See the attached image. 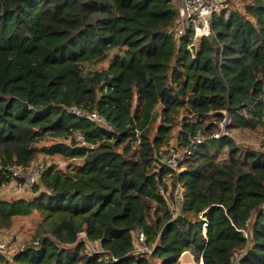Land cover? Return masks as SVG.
<instances>
[{
	"label": "trees",
	"instance_id": "16d2710c",
	"mask_svg": "<svg viewBox=\"0 0 264 264\" xmlns=\"http://www.w3.org/2000/svg\"><path fill=\"white\" fill-rule=\"evenodd\" d=\"M177 18L174 0H0V188L41 155L81 160L44 168L30 201L0 200V230L39 216L35 242L0 264H264V143L213 138L222 122L264 126V0L222 10L199 39L178 37ZM198 132L182 172L162 163Z\"/></svg>",
	"mask_w": 264,
	"mask_h": 264
},
{
	"label": "built area",
	"instance_id": "2783aa9c",
	"mask_svg": "<svg viewBox=\"0 0 264 264\" xmlns=\"http://www.w3.org/2000/svg\"><path fill=\"white\" fill-rule=\"evenodd\" d=\"M175 4L177 6V12H178V18L175 26V33L178 37L184 36L187 33H193L194 37L199 39L203 37H208L212 34V23L214 16L217 13H220L222 10L229 8V4L226 3L224 0H174ZM75 114L79 117H83L87 120H89L92 123H95L99 126L105 127V128H111V126L108 124L106 118L102 115H100L97 112H87L80 110L78 108H73ZM226 122L220 123L221 130L216 132L213 135V138L219 139L225 135H229L228 131L226 130L225 126ZM76 137H80L83 142H81V145H85V140L82 134H76ZM205 135L202 132H198L193 140L191 141L190 147L185 149L184 151H179L175 149H171L167 154L162 156V163L169 168L176 171V173H180L184 170V167L182 166V162L184 159L188 156H190L200 144H202L205 141ZM44 170L43 166L39 167H33L30 166L28 168L25 167H13L11 168V173L14 178L20 179L21 177H24L28 183L35 184L42 171ZM171 185H170V191H165L164 189H161V193L163 195H168L171 192ZM181 187L178 185L173 193H174V199L178 201V205L176 209L174 210V215L177 216L179 212V203H181L182 200V193H181ZM137 240L141 243L144 241V233L141 230H137L135 233ZM81 237H86L85 233L81 234ZM87 247L90 253H103V250H100L95 244H93L90 241H87ZM9 245L5 240L0 239V253H3L7 256ZM144 252L151 253V251L144 247L142 248ZM115 260V259H114ZM239 257L236 256V259L234 261V264H239ZM201 264H204L203 261H200Z\"/></svg>",
	"mask_w": 264,
	"mask_h": 264
},
{
	"label": "rangeland",
	"instance_id": "374dc122",
	"mask_svg": "<svg viewBox=\"0 0 264 264\" xmlns=\"http://www.w3.org/2000/svg\"><path fill=\"white\" fill-rule=\"evenodd\" d=\"M229 4L230 9H241L248 0H224ZM121 49H115L101 60L86 64V70H101L108 66L110 61L117 55L122 54ZM222 124V123H221ZM229 135L235 139L238 145L243 147H252L256 149H262L264 143V126L259 125L256 129L237 128L228 130ZM79 143L83 142L80 137H77ZM174 143V140L172 142ZM217 141L216 144H219ZM227 156V150L223 149L220 153V158ZM79 164V159H64L61 156H44L41 155L34 163L33 167L43 166L47 168L53 164L58 165L60 168L65 169L70 164ZM39 191L35 189L34 184H30L24 177L15 179L11 183L4 185L0 188V200L5 201H20V200H32ZM39 220V216L36 212H32L29 216H17L14 219V223L11 228L0 230V239L5 240L8 247L7 254L12 255L16 251L26 247L35 242L36 237L35 230ZM138 242V241H137ZM137 245H140L137 243ZM181 264H201L199 260H196L194 256L189 252L183 258H181Z\"/></svg>",
	"mask_w": 264,
	"mask_h": 264
},
{
	"label": "crops",
	"instance_id": "0c3cea01",
	"mask_svg": "<svg viewBox=\"0 0 264 264\" xmlns=\"http://www.w3.org/2000/svg\"><path fill=\"white\" fill-rule=\"evenodd\" d=\"M189 252H185L184 254H183V258H184V256L186 255V254H188Z\"/></svg>",
	"mask_w": 264,
	"mask_h": 264
},
{
	"label": "water",
	"instance_id": "95a60500",
	"mask_svg": "<svg viewBox=\"0 0 264 264\" xmlns=\"http://www.w3.org/2000/svg\"><path fill=\"white\" fill-rule=\"evenodd\" d=\"M24 105L27 107L28 106V103H24Z\"/></svg>",
	"mask_w": 264,
	"mask_h": 264
}]
</instances>
